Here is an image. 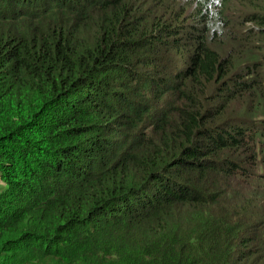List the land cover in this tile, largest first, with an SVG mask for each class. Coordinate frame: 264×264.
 I'll return each mask as SVG.
<instances>
[{
    "label": "trees",
    "instance_id": "obj_1",
    "mask_svg": "<svg viewBox=\"0 0 264 264\" xmlns=\"http://www.w3.org/2000/svg\"><path fill=\"white\" fill-rule=\"evenodd\" d=\"M262 3L0 0V264H264Z\"/></svg>",
    "mask_w": 264,
    "mask_h": 264
},
{
    "label": "rangeland",
    "instance_id": "obj_2",
    "mask_svg": "<svg viewBox=\"0 0 264 264\" xmlns=\"http://www.w3.org/2000/svg\"><path fill=\"white\" fill-rule=\"evenodd\" d=\"M261 1L263 2L262 3V6H264V0H261ZM253 11L258 12L259 10H253ZM248 12H249V10L246 9L244 11L238 12L237 15L240 16L243 13H244V15H246V14H248ZM254 27H255L254 22L247 21V22L244 23V25L240 26L238 28V30L240 32L241 31H247V30H250V28H254ZM241 44L242 43H240L239 45H236L237 46V50L238 51L241 50V51H244V52L246 50H248L246 52H248V54H251L254 57L253 59H255V56L257 55L256 52H255V47L246 46L244 49H242V48H240L241 47ZM253 44L254 45H257V44H260V43H259V41L255 40L253 42H250L249 45H253ZM170 53L172 55H175L176 56V59L180 55V54H177V52H175L174 50L173 51H170ZM260 55H261V59H255L254 61H262L263 60V57H264V54H260ZM253 77L256 78L255 76H253ZM257 95L258 96L256 97V101H257L256 104L258 102H261V104L256 108V110H254V112L247 114L245 112V110H246V107H247V105H248L249 102L246 101V100H244L243 102H241V101L239 102L237 100V101L233 102L232 105H231V107H230V108L234 109L233 110L234 112L231 113L230 119L236 118L234 120H236L237 122L240 121V120H244V119H246V121H249V120H251L255 116H262V115H264V92L262 90L261 91H258L257 92ZM236 99H238V98H236ZM239 100H241V99H239ZM245 101H246V103H245ZM256 147L259 148L260 146H256ZM252 148H254V147H252ZM243 153L241 152V150L234 151V152L228 154V157L231 158L232 160H240V159H242V157L244 155ZM248 153H250V151ZM255 169L258 172H261V171L264 172V168L263 167H257ZM236 177L235 178L233 177V184H234L233 186L236 187L237 190L239 189V191H241L243 194H246V195H252V194L253 195H256L257 189H255L254 188V185H252L250 183L251 180H247V181H245L246 183H244V182H241V181L237 180L239 178L237 177V179H236ZM230 186H232V185H230ZM263 221H264V218H263Z\"/></svg>",
    "mask_w": 264,
    "mask_h": 264
}]
</instances>
